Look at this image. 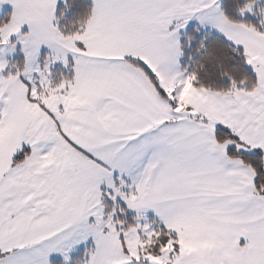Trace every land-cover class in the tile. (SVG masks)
<instances>
[{
	"label": "snow or ice",
	"instance_id": "6c2138e0",
	"mask_svg": "<svg viewBox=\"0 0 264 264\" xmlns=\"http://www.w3.org/2000/svg\"><path fill=\"white\" fill-rule=\"evenodd\" d=\"M0 264H264V0H0Z\"/></svg>",
	"mask_w": 264,
	"mask_h": 264
}]
</instances>
